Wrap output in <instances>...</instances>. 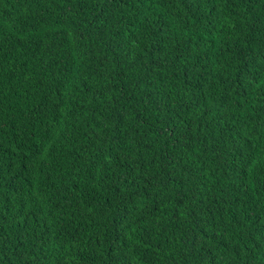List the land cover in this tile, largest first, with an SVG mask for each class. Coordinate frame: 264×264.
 Listing matches in <instances>:
<instances>
[{
  "label": "trees",
  "instance_id": "obj_1",
  "mask_svg": "<svg viewBox=\"0 0 264 264\" xmlns=\"http://www.w3.org/2000/svg\"><path fill=\"white\" fill-rule=\"evenodd\" d=\"M0 264H264V0H0Z\"/></svg>",
  "mask_w": 264,
  "mask_h": 264
}]
</instances>
